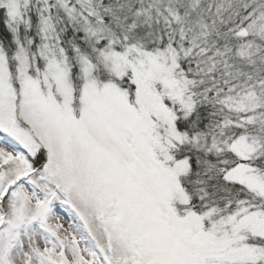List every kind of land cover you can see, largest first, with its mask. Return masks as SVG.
<instances>
[{
	"label": "snow or ice",
	"instance_id": "obj_1",
	"mask_svg": "<svg viewBox=\"0 0 264 264\" xmlns=\"http://www.w3.org/2000/svg\"><path fill=\"white\" fill-rule=\"evenodd\" d=\"M0 264H264V0H0Z\"/></svg>",
	"mask_w": 264,
	"mask_h": 264
}]
</instances>
